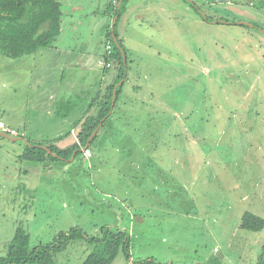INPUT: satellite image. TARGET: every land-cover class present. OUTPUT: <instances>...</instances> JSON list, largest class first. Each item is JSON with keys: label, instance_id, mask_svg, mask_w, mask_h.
<instances>
[{"label": "rangeland", "instance_id": "rangeland-1", "mask_svg": "<svg viewBox=\"0 0 264 264\" xmlns=\"http://www.w3.org/2000/svg\"><path fill=\"white\" fill-rule=\"evenodd\" d=\"M105 2L78 0L79 16L86 8L101 11L72 33L74 48H104L99 23ZM109 3L105 11L112 13ZM253 4L262 9L259 0ZM162 16H156L150 45L134 43L140 57L129 62L123 95L89 144L90 156L82 146L69 158L33 160L24 156L21 139L0 134V257L19 224L30 248L72 227L98 236L110 226L130 232L135 262L264 264V228L241 226L247 211L264 218V17L255 29ZM51 47L17 58L0 52V121L26 139L44 129L53 137L61 129L40 142L65 148L75 142L74 123L55 124L65 109L54 106L50 115L44 108L48 99L57 104L65 98L49 96L39 82L41 67L56 63L46 56ZM159 185L154 198L166 200L173 212L149 214L139 192ZM187 209L195 213L187 217ZM91 250L77 240L56 260L82 264ZM126 261L121 252L113 264Z\"/></svg>", "mask_w": 264, "mask_h": 264}, {"label": "crops", "instance_id": "crops-1", "mask_svg": "<svg viewBox=\"0 0 264 264\" xmlns=\"http://www.w3.org/2000/svg\"><path fill=\"white\" fill-rule=\"evenodd\" d=\"M59 1L62 4L63 10L61 33L55 40L53 47H51V50H53V52L50 54L45 53L46 56H48V59L50 58L52 60H56V63H51L41 67L39 77H42V80H39V82L40 84H42V86L44 85L48 87L49 96H55L58 93L64 96L65 99H61L59 103L57 102V104H49L50 99H48L44 104V108L46 110H49L47 114L50 115H52V108H54V106H59L65 109L62 119L56 121L55 124L65 125L74 123V126L71 127V132L75 136V142H77L78 133L81 130V125L85 118L88 116L95 117L98 115L100 109L99 103L103 100V96L106 95L109 87L114 83H116V88L122 87V85L125 84L126 80L129 77V71L131 70L129 68V62L130 64H133V61L136 58L139 59L140 57L138 51L134 49V43H138L141 45L146 43L147 40H152V32L153 29L156 28V19L158 18L156 16L163 14L162 17H159L160 21H176L178 20V18L182 19L181 16H183V18L189 17L191 19H194V21L196 22L197 20H206L207 22H211L212 24H236L237 26H245L255 29H259L258 23L262 21V17H264V0H259L260 6L262 8L261 10L255 8L253 0H125V9L123 10L121 16H115L117 17V34L114 35L116 36L118 41L121 40V43L125 49L124 52L126 56V74L124 75V77L126 78L123 82L120 83L119 81L117 83L119 75L118 67L115 65L112 68H103L99 64L100 59L104 58L105 56V45L110 41L107 35L110 30L113 31L115 20L114 13H110L107 11L109 13L108 14L105 11V8L108 2H110L109 6H111L112 2L115 5L116 3L114 2V0H106L102 8L104 15L100 17L101 19L99 24L102 25L101 37H104V40H102V48H104L99 52L96 51L97 49L93 50L92 48L87 51L86 47H81L79 49L77 47L74 48L73 46H76L77 41H75L73 44L74 38L72 37V33L78 32L79 25L85 23V21L87 22L91 17H93L92 14H95L96 12L100 13L101 9H99L98 7L86 8V11L81 16H79L76 12L78 8L81 7V5L78 3V0ZM157 10H159V13L157 12ZM66 17H69V32L65 30ZM207 17H209L210 20H207ZM156 33L157 31H154V35ZM112 38L114 40L113 36ZM146 44L150 45L149 43ZM95 46L97 47V45ZM98 49L100 50L99 47ZM41 55H44V53H42ZM52 65L54 67H51ZM66 85L69 86V89L63 90ZM122 88H120V93L116 103H118L119 98L121 97V95H123L121 94V91L123 90ZM53 91L54 93L51 94V92ZM47 98L50 97L47 96ZM124 98L125 100H128V97L125 96ZM127 103L128 101H125L122 106L126 105ZM114 108L115 107H113L111 113H113ZM104 120L105 119H103V121L100 123L101 127ZM48 122L50 124L52 123L51 118H49ZM52 128L53 127H48V130ZM13 129L17 130L19 133V135L15 137L17 138V140L21 139L25 144L27 143V141H31L36 145L43 146L44 148L47 144H41L40 141H42L43 138L48 140L53 139L54 137H56V135H59L58 133H60V131H62L61 129H59V131L55 133V136L50 137L49 131L46 132L47 129H44L45 133H37L33 136V138H30V140L28 138L26 139V137L21 136L22 132H20L18 129ZM39 131L40 130L37 129V132ZM22 134L24 135V133ZM41 135H43L44 137L42 138ZM19 155H23V153H21L20 151ZM84 156L85 158H87L86 155ZM162 156L167 155L164 152L162 153ZM182 168L183 166H180V169ZM189 168L193 167L191 166ZM180 187L183 188L184 186L180 184ZM160 188L161 185L155 186L153 189L150 188L148 190L144 188L143 190H141V192H139L141 194L139 197L143 198L145 200V203L147 204L143 207L147 209L149 214H151L150 212L153 211H160L162 214H164L166 212H171L170 210L173 209L172 207L168 206L169 203L165 199V205H163L161 201L158 202V200L154 198V191H158ZM129 196L131 197V201H133L136 197L135 195ZM167 196L172 197L171 194ZM187 196L188 201H190L191 204L196 202L194 197L191 196L189 192ZM149 202L154 206V209H150L151 206H149ZM186 211L187 217H191V213H195V210L193 209H187ZM139 219L145 221L147 218L144 215ZM131 258L127 260L125 264H134L135 261L131 260ZM150 259L152 258L146 260ZM137 263L143 264L139 261L135 262V264ZM193 263L199 264L198 260L196 259ZM193 263L191 262L190 264ZM204 264L212 263L204 262Z\"/></svg>", "mask_w": 264, "mask_h": 264}, {"label": "trees", "instance_id": "trees-1", "mask_svg": "<svg viewBox=\"0 0 264 264\" xmlns=\"http://www.w3.org/2000/svg\"><path fill=\"white\" fill-rule=\"evenodd\" d=\"M124 1L118 0L115 5L112 2L114 17L121 16L125 9ZM62 16V4L59 0H0V52L7 57L17 58L33 54L44 47L53 46L61 33ZM206 19L210 20L209 17ZM116 25L117 21L114 23L113 31L110 30L107 35L113 44V53L106 59L114 61L118 67V83L126 74V62L121 50V47L125 50L121 40H119L120 47L112 38L113 34H117ZM115 86L116 83L112 84L103 96V100L99 103L98 115L88 116L82 122L77 142L65 148L47 144L46 147L49 149H46L27 141V151L24 156L38 161L46 158H69L74 152L77 154L82 146L90 149L89 144L98 135L101 126L93 136L94 132L113 109L115 89L114 107L118 100L121 87L116 88ZM242 217L241 226L243 228L253 231H260L264 228V218L248 211ZM29 240L28 231L22 224H19L9 243L6 256L0 257V264H58L56 254L64 251L69 244L77 240H83L92 246V250L82 264H113L121 252L127 260L132 257L130 233L119 229L114 230L110 226H103L98 236H89L82 227H72L67 231L59 232L51 242L33 248H30ZM139 262L162 264L152 259Z\"/></svg>", "mask_w": 264, "mask_h": 264}, {"label": "built area", "instance_id": "built-area-1", "mask_svg": "<svg viewBox=\"0 0 264 264\" xmlns=\"http://www.w3.org/2000/svg\"><path fill=\"white\" fill-rule=\"evenodd\" d=\"M112 53H113V44L111 41H109L105 45V56H104V58L100 59V61H99L100 66H102L103 68H112L115 66L114 61L106 59V57L112 55ZM0 132L6 133V134H9L12 136H18L19 135L17 130L6 126L2 121H0ZM84 153H85V155L90 156L92 152H91V149L86 147L84 149Z\"/></svg>", "mask_w": 264, "mask_h": 264}, {"label": "water", "instance_id": "water-1", "mask_svg": "<svg viewBox=\"0 0 264 264\" xmlns=\"http://www.w3.org/2000/svg\"><path fill=\"white\" fill-rule=\"evenodd\" d=\"M189 1H192V0H189ZM116 20H117V17H115L114 23L116 22ZM113 37H114V42H115L118 46H120V45H119V41L117 40V38H116V36H115L114 34H113ZM120 47H121V46H120ZM121 50H122V53H123L124 59L126 60L125 52H124V50L122 49V47H121ZM115 99H116V90L114 91L112 107H114ZM100 126H101V124L98 126V128H97L96 131L94 132L93 136L97 133V131H98V129L100 128ZM0 134H1L3 137H6V138H8V139H12V140H16V139H17V138H11L12 136L10 137L8 134L2 133V132H0ZM91 138H92V137H91ZM91 138L89 139V142H90ZM45 148H46V149H49V148H47V147H45Z\"/></svg>", "mask_w": 264, "mask_h": 264}, {"label": "clouds", "instance_id": "clouds-1", "mask_svg": "<svg viewBox=\"0 0 264 264\" xmlns=\"http://www.w3.org/2000/svg\"><path fill=\"white\" fill-rule=\"evenodd\" d=\"M6 134V133H5ZM9 135V134H8ZM9 136H12V135H9ZM12 137H17V136H12Z\"/></svg>", "mask_w": 264, "mask_h": 264}]
</instances>
